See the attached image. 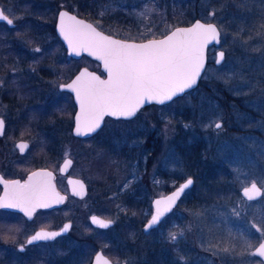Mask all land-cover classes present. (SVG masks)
<instances>
[{
  "label": "rangeland",
  "instance_id": "rangeland-1",
  "mask_svg": "<svg viewBox=\"0 0 264 264\" xmlns=\"http://www.w3.org/2000/svg\"><path fill=\"white\" fill-rule=\"evenodd\" d=\"M82 1L42 0L38 5L42 6V9L57 10L61 4H64L76 10L77 3ZM214 1L216 0H109L103 3V10L96 11L98 17L91 22L116 37L144 40L159 37L177 26L175 22L165 17L168 8L179 9L176 7L190 2L192 5H198L200 14L204 13L203 18L212 19L219 28L220 48L225 53L224 61L216 65L214 63L216 48H209L207 65L199 81H205L202 86L207 89L210 88L206 85L209 82L220 83L225 86L227 97H238L240 105H234L230 111L225 110L217 101L222 96L217 88L216 90L212 86L210 91V94L217 98L215 100L207 97V89L204 90L197 84L190 93L183 94L173 102L156 107L151 105L144 107L133 119L106 120V118L103 127L94 138L73 140L71 136L74 137L72 134L74 104L69 95L58 89V84L64 81L58 80L59 71L53 69L52 65L50 70H44L49 74V78L41 77L42 90L41 93L38 90L33 100L35 105L30 104L25 109V107L21 108L25 105L19 104L21 105L19 117L23 124L44 120L50 130L54 129L55 133L59 134L57 149L59 162L64 157L73 159L70 174L81 177L91 189L94 186L97 189L99 183L104 187L106 182V191L109 195L107 201L95 195L100 194L101 190L93 189L94 193L90 190L83 200L73 202L77 209L79 208V212L76 216H71L77 218L78 215H82V211L86 215L87 212L94 210H102L107 215L111 213L109 216L113 217L114 227L107 233L111 238H115V230L121 232L122 224L126 225L133 220L132 212L125 213V205L130 197L140 196L137 198L142 202V206L136 212L141 218H145L140 226L142 229L143 223L150 217L151 198L163 194L166 187H174L187 177L188 169L176 150V142L180 139H183L184 144L205 138L208 142L207 146L213 150L210 157L212 162H215V157L219 155L218 146L220 149L230 151L237 162L236 170L231 172V178H235V182L231 183L240 184L239 189L251 182H256L262 187L261 198L253 202L246 201L238 193L237 197L215 199L195 208L185 205L175 206L170 215L165 217L154 231L142 233L137 229L140 243L131 244L132 229L125 235L120 233L123 237V253L110 246L109 241H105L107 236L105 233L101 244L97 247L109 255L113 264H161L163 255L167 258L166 264H263L254 256L253 249L264 238V87H260L258 83V76L264 77V20L257 24V31L254 33L250 29L254 23L246 29L240 30L233 26L229 29L225 20H222L224 14L221 13V8H217ZM0 6L5 14L17 23L14 30L6 29L2 32L3 42L14 41L21 50L26 49L29 53H34L37 48L40 49V54H50V50H55L56 57L61 58L60 56L63 55L61 46L52 35H49L48 27H44L45 21H38L36 28L32 30L33 34H30L31 31L28 33L25 31V14L30 12L36 15L39 10L37 5L0 0ZM102 11H120L121 21L117 20V23L119 22L117 26L106 21L109 20L106 13L103 16L99 15ZM141 12L144 13L142 16ZM242 31H245L243 39H241ZM2 41H0L2 43H0V58H2L0 116L8 118L12 123L20 108L15 109L10 105L11 101H5L3 97L10 98V95L4 93L8 90L4 89L9 75L17 73L18 68L15 67L19 62L15 59H3L10 55L16 58V51ZM37 42H42V45H37ZM85 57L71 61L68 71L74 70L73 74L82 65L89 67L91 62ZM37 72L38 70L34 75H37ZM230 75L231 79H229ZM20 91L22 90L17 92ZM217 121L222 124L219 130L214 126ZM26 128L29 129V126ZM27 131L29 130H23L25 133ZM102 141H106L113 157L116 155L112 158L116 163L114 166L111 159H109L110 165L108 158L102 157L104 152L101 147ZM180 143L182 144V141ZM125 184L128 185L127 188L124 187ZM103 192L105 190H102ZM192 194L189 190L183 196V202L188 201ZM102 202L106 204V208H103ZM69 206L70 204H66L58 210L60 216L66 218L70 214ZM7 223L8 221L4 220L0 226ZM14 227L15 229L20 227L19 222H14ZM81 227L77 222L72 235L78 236L77 229ZM7 228L12 226L8 225ZM89 229V226L85 227V237L92 231ZM173 232L177 233L175 240H171L169 236ZM145 240L159 242L163 254L159 260H153V256H149L143 249L141 242ZM88 249V245L83 246V251L76 253L80 256L79 259L74 261V258H71V264L87 263L95 250ZM134 250L138 251L136 255L132 254ZM129 251L131 254L128 255ZM50 264H58V262Z\"/></svg>",
  "mask_w": 264,
  "mask_h": 264
},
{
  "label": "snow or ice",
  "instance_id": "snow-or-ice-1",
  "mask_svg": "<svg viewBox=\"0 0 264 264\" xmlns=\"http://www.w3.org/2000/svg\"><path fill=\"white\" fill-rule=\"evenodd\" d=\"M143 14L140 13L141 16ZM99 15L103 16L104 12ZM59 17V31L72 52L79 54L77 49L90 51L92 55L103 60L108 72V79L102 80L85 69L71 84L62 86L73 89L79 100L80 113L76 117L78 134L82 130L94 132L100 127V121L105 114L131 117L146 100L163 104L192 89L197 84L201 70L205 68L206 45L211 41L218 42L220 37V31L215 24H204L198 20L189 28H176L161 40L130 43L104 35L97 27L78 20L66 11H61ZM0 20L9 25L14 23L3 10H0ZM34 51L39 52L40 49ZM224 56V51H220L215 63L220 65ZM231 78L230 75L229 79ZM221 127V123H215L217 130ZM3 128L4 120L0 119V134ZM18 147L23 151L26 145L20 144ZM67 163L70 161H66ZM51 176V173L41 170L31 173L23 183L19 180L3 181L6 190L5 196L0 198V208H20L27 216H31L36 208L50 207V200L60 203L63 197L54 191L50 183ZM192 184L193 181L189 178L166 201H155L156 205L165 203L164 212L169 211L180 194ZM124 187L127 188L128 185L125 184ZM243 194L252 200L261 194V189L256 183H252L251 187L243 189ZM163 214L158 207L156 214L145 226L146 230L156 226ZM92 221L105 228L113 223L112 220L99 221L95 216ZM68 228L69 225L66 224L61 231ZM58 235L60 232L41 229L27 240V244L54 239ZM169 236L171 240L177 239L175 232ZM24 247L25 245H20V250L23 251ZM256 253L264 257V243L259 245ZM96 264L110 262L98 253Z\"/></svg>",
  "mask_w": 264,
  "mask_h": 264
},
{
  "label": "trees",
  "instance_id": "trees-1",
  "mask_svg": "<svg viewBox=\"0 0 264 264\" xmlns=\"http://www.w3.org/2000/svg\"><path fill=\"white\" fill-rule=\"evenodd\" d=\"M11 2L12 3L27 2L37 5V8L39 10L36 15H32L30 12L25 14L26 16L24 17V19L26 22L24 28L26 33H28V31H31L30 34H33L32 30L36 28L38 21H45L46 25L44 27H48L49 35H52L54 37V39L59 43L63 51V55L60 56L61 57L60 59L56 57L55 50H50V54L41 53L38 56H33L26 49L21 50V48L18 47V45H16L14 41H10L9 43H7L8 40L5 42L2 41L4 38L2 32L6 31V29L9 31L14 30L16 28L17 23L15 22V26L13 28H8L4 23L0 22V41H2L3 44L4 43L9 44L16 51L15 52L16 58H14L13 55H10L8 58L4 57L3 59L5 60L15 59L19 62V64L16 65L17 67H15L18 68L17 73L10 74L6 81L4 90H8V91H5L4 93L10 95V98H8L9 96H4L3 98L5 101H11V102H16L17 100H20L22 102L19 101L18 102L20 104L21 103L24 104V102L25 103L33 102L36 94L39 92L38 90H40L41 93L42 90L40 86L41 77L49 78V74L45 73L44 70L47 69L50 70V66L52 65L53 69L56 68L57 71H59L58 80L65 81L70 77V75H72V72L74 71L71 70V72H69L68 66L71 61H75V60L66 55L62 43L58 40L54 32L53 25L55 22L56 10L43 8L46 9L45 11H43L42 6L38 5L40 4V0H11ZM107 2H109V0H83L82 2L77 3L76 10H72L70 9L69 6L64 4H61L60 8H65L69 11L76 13L78 16H81L91 21V20H96V18L98 17V13L96 11L100 9L103 10V3H107ZM214 4L216 5L217 8H221V13L224 14L222 20H225L226 22L225 24L229 26V29H231L232 26L238 27L240 30L241 28L246 29L247 26L251 27L250 24L254 23V25L252 24L253 26L250 28L252 29V33H254L257 31L256 28L257 24L262 20H264V0H216L214 1ZM182 5L183 6L181 7L177 6L176 8L179 9H175V10H171L168 8L165 13V17L169 21L175 22V24L177 25H187L190 24L195 19H201L204 21L213 22L212 19L203 18L204 13L200 14L198 10L199 7L198 5L196 6L192 5L191 2L186 5L184 4ZM104 13L107 14V19L111 20V21L109 20L106 21L116 24V26L121 21L122 13L120 11L118 12L104 11ZM117 20L119 21L118 23ZM31 25H33V27H30ZM244 33L245 31L241 32V39H243ZM7 35L9 36L8 32ZM209 54L210 52L208 51V55ZM87 59L91 62L89 68L96 70L97 72L102 74V72L99 69V64L94 60H91L89 58ZM55 60H57V62H55ZM0 61H2V58H0ZM36 70H38L37 75H34V72ZM258 81L260 87L261 86L264 87V77L258 76ZM204 82L205 81L201 80L199 81L198 85L202 86L204 85ZM9 85H11V87H9ZM206 85L210 86V88L208 89L207 87L204 88V86H202L204 90L207 89L206 96L213 98L215 100H217V98H214L210 94V91L212 90V86L215 89L216 88L218 89V93L221 94L222 96L221 98H218L217 101L221 103V105L224 107L225 110L230 111L234 105L237 106L240 105L238 97L237 98L227 97L226 88L225 86H222V84L220 83L212 84L209 82V84ZM18 90H22V91H20L19 93L17 92ZM191 91L187 93H190ZM10 105H12V107H14L15 109L20 107V105L16 106L13 105L12 103ZM151 106L156 107L157 105L151 104ZM108 119L113 120L111 118H107L106 120ZM225 123H227V121H225ZM244 124H249V122H244ZM180 141H182V144L180 143ZM101 143H102L101 147L104 149V152L102 153V157L108 158V160L111 159L113 161V166H114L116 163L112 158L116 157V155H114L113 157L112 151L108 147V144H106V141H102ZM207 143L208 142L205 140V138L196 139L184 144H183V139H180L176 142V150L180 155L182 163L184 164L186 169H188L187 177H191L193 179V184L190 187V190L192 191L193 194L189 197L188 201H186L185 203L183 202L184 199L182 197L179 200L177 206L185 205V207L195 208L200 204H208L212 200L214 201L215 199L219 200L220 198L223 199L225 197L238 196L240 190L239 189L240 184L235 185L231 183L232 181L235 180V178H231V172L233 170H236V164H237L235 159L232 157V153L228 150H223L224 148L220 149V146H218L219 155L215 157V162H212L210 157H212L211 153H213V150L212 148L209 149ZM110 163L111 162L109 160V164ZM241 177H243V175ZM181 179L178 180L180 181ZM60 184L62 185V183ZM172 188L173 187H166L165 191H169ZM128 200L129 201L125 205L126 206L125 213L132 212L133 220L127 222L126 225L121 223L122 224L121 234L123 233L124 235L126 232H129L130 229H132V231L136 229L135 231L136 233H138L137 229L141 230L140 228L141 223L145 219V218H141L138 212H136V210H139L141 208L142 202L140 201L137 202L134 199V196L130 197V199ZM118 222L120 223V221ZM141 243H143V249L148 252L149 256L151 255L153 256L152 257L153 260H159L162 254L161 252L162 247L160 246L158 241L148 242L147 240H145L144 242ZM166 263H167V258H165L163 255L161 259V264H166Z\"/></svg>",
  "mask_w": 264,
  "mask_h": 264
},
{
  "label": "flooded vegetation",
  "instance_id": "flooded-vegetation-1",
  "mask_svg": "<svg viewBox=\"0 0 264 264\" xmlns=\"http://www.w3.org/2000/svg\"><path fill=\"white\" fill-rule=\"evenodd\" d=\"M41 1L42 0H40V2ZM59 9L61 8H58L56 10V14ZM54 25H55V22H54ZM14 26H15V23H14ZM13 27H9V28H13ZM54 32H55V29H54ZM58 40L60 41L59 38ZM37 45L41 46L42 42H37ZM31 54L33 56L40 55V53L36 51ZM74 73L70 75V77L67 80L61 83H65L68 80H70L71 77L74 75ZM100 75L103 76V74H100ZM60 91L69 95L70 99L72 100L71 93L65 90H60ZM11 103L16 106H19L20 104L18 101L11 102ZM22 104L23 103H21V105ZM29 104H34V103L24 102L23 105H25L24 106L25 109L27 108ZM21 108L18 109L19 110L18 112H16L17 115L12 120V123L10 122L8 118L0 116L4 120L3 133L0 134V196L3 191L2 180H7V181L8 180H19L21 181V183H23L24 181L27 180V177L30 172H32L35 169L44 168V169L49 170L52 173L54 184L56 188L64 195L65 199L63 203L58 206H54L51 208H36L33 211L31 216H27L25 213L19 210H14V209H9V208H0V223H2L4 220L8 221L6 225L0 226V264H50L53 262H58V264H71V261H72L71 258H74V261L79 259L80 256L76 253L80 252L82 250V247L86 245L89 246V249L93 248L95 250L90 255L88 262L85 264H89L91 262L94 254L98 250H100L102 254L107 256L113 264V261L111 260L109 255L106 254V252L103 251L101 248L97 247L102 242V236L105 233L107 234L110 230L111 231L113 230L112 228L114 227V220L112 216H109V214L111 213L107 215L104 212H102V210L101 211L94 210V212L86 211L87 214L85 215L83 214L84 211H82L81 216L78 215L77 218L76 217L72 218L73 216L71 215L76 216V213L79 212L78 211L79 208L77 209L74 203H76L77 201L83 200L87 196L90 190H92L91 192L94 193L93 189H95V186L93 187V189H91L90 187L87 186V183L81 177L76 176L75 174H70V169L73 166L72 158H71V166L68 172L66 174L60 173V170H59L60 164L66 157H64L59 162V156H58V150H57L58 145H59L58 143L59 134L55 133L54 129L50 130L49 125L44 120H41V121L36 120L34 121L35 123L31 122V123L23 124L21 122V118L19 117L21 115ZM74 111H75V106H74ZM106 118H110V117H105V119ZM113 120H130V119H113ZM103 125H104V122H103ZM26 126H29V129H27ZM101 128L89 137L79 138L76 136L74 137L71 136V138L73 140L74 138L76 139L94 138L99 133ZM72 129H73V115H72ZM23 130L25 131L29 130V131L25 133L23 132ZM51 137L53 138V140H51ZM45 139H48V140H45ZM22 140L27 141L28 143V146L24 152H20L17 146V143ZM31 151L33 153L30 154ZM68 176L76 177L81 181V183L83 184L85 188V194L82 197L76 196L75 194L70 192L67 181H66ZM60 183H62V185ZM101 184L100 183L97 184V189H95L96 191L101 190L99 192L100 194H95V195L101 200L107 201L108 199L107 196L109 195H107L108 192L106 191V182H104V187ZM177 185H175L174 187H176ZM258 187L261 189V194L258 198L249 200V199L243 198L241 195L240 196L248 202L257 201L261 198L262 193H263L262 187L260 185H258ZM102 190H105V192L102 193ZM189 190L190 188H188L184 192L181 198ZM169 191H165L163 194ZM239 194H240V191H239ZM137 197L140 198V196L135 195L134 199L138 202L140 201V199H138ZM154 197L156 196H153L151 200L149 201L150 208H151L150 215L152 212L151 202ZM103 203L104 202H102L103 208H106V204H103ZM66 204L68 205L70 204V206L68 207L70 211V214L67 216L68 218L67 217L65 218V216H60L61 214H59L58 212V210L64 207ZM170 213L171 212H169L165 217L170 215ZM93 214L98 215L104 219L112 220L113 223L109 227H106V228L101 227V226H94L90 221V216ZM165 217L163 218V220L165 219ZM14 222H19L20 227H16L15 229ZM67 222L69 223V228L67 229L65 233L56 236L54 239L38 240V241H34L31 244H27V240L29 239V237L32 236L37 230L39 229L58 230L61 227H63L65 223ZM77 222L82 227L77 229L78 236H75V235H72V232L75 230L74 227L77 224ZM8 225H11L12 228H7ZM86 226H89V228L92 230L90 233H88L87 237H85L84 235L85 233L84 229ZM156 227L146 232H144L142 229L141 231L142 233H149V232H152ZM114 233H115V238L114 237L111 238V236L107 234L105 241H109L110 246H113L115 250H117L118 252L120 251L123 253L122 251L123 250V244H122L123 237L120 235L121 232L118 231L117 229V231L115 230ZM131 234H132L131 236L132 239L130 240L131 244H137L140 240V238H138V233H136V231L135 233L134 231H131ZM71 243H73L72 246H71ZM20 245H25L23 251L20 250ZM136 251L137 250L132 251V254L136 255L137 254ZM129 254H131V251H129L128 255ZM257 258L259 259L261 263L264 264V262L259 257Z\"/></svg>",
  "mask_w": 264,
  "mask_h": 264
},
{
  "label": "water",
  "instance_id": "water-1",
  "mask_svg": "<svg viewBox=\"0 0 264 264\" xmlns=\"http://www.w3.org/2000/svg\"><path fill=\"white\" fill-rule=\"evenodd\" d=\"M0 10H3V9L1 8V6H0ZM61 11H66V12H68L70 15L75 16L78 20L83 21L84 23H87V24H92L94 27H96V26H95L91 21H89V20H87V19H85V18H83V17L78 16L77 14H75V13H73V12L67 10V9L61 8V9L58 10V12H57V14H56L54 29H55V33H56L57 37L60 39V41H61V43H62V45H63V47H64V49H65V52H66V55H67L68 57H70V58H72V59H79V58H81L82 56H86V57H88V58H90V59H92V60H95L96 62H98V64H99V68H100L101 72L103 73V76H101L97 71L92 70V69H89V68L86 67V66H81V67L76 71V73L71 77L70 80H68V81L65 82V83H60L59 86H58V88H59L60 90L68 91L69 93H71V96H72V100H73V103H74V106H75V111H74V114H73V129H72V133H73L74 136L79 137V138H83V137H89V136L93 135L95 132H97V131L102 127L105 117H110V118H113V119H131V118H133V117H135V116L137 115V113L139 112V110H140L141 108H143V107H145V106H147V105H150V104L164 105V104H167V103L170 102V101H166L165 103L161 104V103H158L157 101H147V100H146V101L140 106V108L137 110V112H136L133 116H131V117L112 116V115H110V114H105V115L103 116L102 120L100 121V127L97 128L94 132L88 133L86 130H82L81 133L78 134L77 131H76V127H77L76 117H77V115L80 113V103H79V100L77 99L76 92H75L73 89H70V88H67V87H62V86H66V85L71 84L72 81L75 80L76 77L79 76V75L81 74V72H83L85 69H87L88 73H94L96 76H99L102 80H107V79H108V72H107V69H106L105 66H104V62H103V60H101L97 55H92L90 51H84V50L77 49V52H78L79 54H76L75 52H72V50H71L70 47H69L68 42L64 39L63 35H62V34L60 33V31H59V23H60L59 13H60ZM4 14H5V12H4ZM5 15H7V14H5ZM7 16H8V15H7ZM8 17H9V16H8ZM9 19H11V18L9 17ZM198 20H199L201 23H204V24H207V23L215 24L214 22H208V21H203V20H201V19H195V20H194L192 23H190V24L174 26L172 29H170L168 32H166V33L163 34L162 36H159V37H153V38H148V39H144V40H128V39H123V38H119V37H116V36H114V35L108 34V33L104 32V31H102L101 29H99L98 27H97V30L103 32L104 35L111 36L113 39H116V40H125V41H128V42H130V43H146V42H147L148 40H150V39L161 40V39H163L166 35H169V34H170L172 31H174L176 28H189V27H191L192 25H194V24L196 23V21H198ZM0 22L6 24V26H8V27H13V26H14V23H13V25H9V24H7L6 21L0 20ZM215 25H216V24H215ZM216 26H217V25H216ZM217 28H218V27H217ZM218 30H219V28H218ZM220 43H221V36L219 37V41H218V42H217V41H211L208 45H206V47H205V55H206L205 67H206V65H207V51H208V48H209V47H215V48H217V50L215 51V59H216L217 56H218V53H219L220 51H223V50L220 48ZM215 59H214V63H215ZM215 64H216V63H215ZM216 65H217V64H216ZM204 70H205V68L201 70V75H200V77L197 78V84H198V82H199V80H200V78H201V76H202ZM197 84L194 85L192 89H194V88L197 86ZM192 89H190V90H192ZM190 90H186V92H188V91H190ZM186 92H185V93H186ZM182 95H183V94H179L177 97L182 96ZM177 97H174L173 99H175V98H177ZM171 101H172V100H171ZM0 119H2V118L0 117ZM215 123H221V122L217 121V122H215ZM214 126H215V124H214ZM3 129H4V128H3ZM2 133H3V131H2ZM20 144H25V145H26V148H27V146H28L27 141H23V140H22V141H19V142L17 143V146L20 145ZM18 148H19V147H18ZM26 148H25L23 151H21L20 148H19V150H20V152H24V151L26 150ZM66 161H70V163H67V164H66ZM70 166H71V158H69V157L64 158V160H63V161L61 162V164H60V169H59V170H60V173H62V174H66V173L68 172ZM41 170L51 173L49 170L44 169V168L35 169V170H33L32 172L29 173V175H28V177H27V180H28L29 176L31 175V173H33V172H39V171H41ZM51 174H52V173H51ZM189 178H191V177H187V178L183 179V180H182V181H181L176 187H174V188H173L172 190H170L169 192H167V193H165V194H163V195L156 196V197H154V198L152 199V202H151V204H152V212H151V215H150V217L145 221V223L143 224V227H142V230H143L144 232L149 231L150 229L156 227V226H157V225L163 220V218H164L169 212L172 211V209L176 206L178 200L181 198V196L184 194V192H185L187 189H186L183 193L180 194V196L176 199L175 203L171 206L170 210L167 211V212H164V208L166 207V204H165V203H162L161 205L157 206L156 203H155V201H157V200H161L162 202L166 201V199H167L168 197H170V196L172 195L173 192L177 191V189H178L182 184H184ZM191 179H192V178H191ZM27 180H26V181H27ZM3 181H7V180H2L3 191H2V194H1L0 198H2V197L5 196V190H6V189H5V184L3 183ZM8 181H12V180H8ZM66 181H67V184H68V187H69V190H70L71 193H73V194H75L76 196H79V197H82V196L85 194V188H84L83 184L81 183V181H80L78 178H76V177H72V176H68L67 179H66ZM192 181H193V179H192ZM50 183H51V185L53 186L54 191H55L56 193H58L60 197H63V199L61 200L60 203H56L54 200H50L49 203H50L51 206H50V207H47V208H51V207H54V206H58V205L62 204L63 201H64V199H65L64 195H63V194H62V193L56 188V186H55V184H54V181H53V175L51 176ZM252 183H254V182H252ZM252 183H250V184H248V185H246V186H243V187L240 189V195H241L243 198L248 199L246 196H244V194H243V189H244L245 187H251ZM256 185H257V184H256ZM191 186H192V185H191ZM191 186H190V187H191ZM190 187H189V188H190ZM257 187H258V185H257ZM258 188H259V187H258ZM259 196H260V195L256 196L254 199L258 198ZM5 202H7V201H5ZM158 207H159L160 211L163 212L164 214L161 216V219H160V221L158 222V224H157L156 226H153V227L148 228V229L146 230L145 226L148 224V221L152 218V216L156 214V212H157V208H158ZM9 209H14V210H19V211H21L20 208H9ZM21 212H23V211H21ZM23 213H24V212H23ZM94 216L97 217L99 221H106V220H109V219H104V218H102V217H100V216H98V215L93 214V215L90 216V221H91V223H92L94 226H100L99 223H93V221H92V217H94ZM66 224L69 225L68 222L65 223V225H66ZM65 225H64V226H65ZM64 226L61 227V228L58 229V230H48V229H44V230L49 231V232H60V234H63V233H65V232L67 231V230H66V231H61V230L64 228ZM40 230H41V229H39V230H37V231H40ZM37 231H36V232H37ZM36 232H35V233H36ZM35 233H34V234H35ZM34 234H33V235H34ZM30 237H31V236H30ZM30 237H29V238H30ZM261 243H264V238H263V239H262V240H261L256 246H255V248L253 249V254H254L255 256L259 257V258L264 262V257H262V256H260L258 253H256V249L259 247V245H260ZM98 253H99L103 258L107 259V260L110 262V264H112V262L109 260V258H108L107 256H105L104 254H102V252H101L100 250H98V251L94 254V256H93V258H92V260H91V262H90L89 264H96V256H97Z\"/></svg>",
  "mask_w": 264,
  "mask_h": 264
}]
</instances>
